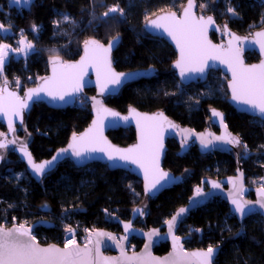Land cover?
<instances>
[{
	"label": "trees",
	"instance_id": "1",
	"mask_svg": "<svg viewBox=\"0 0 264 264\" xmlns=\"http://www.w3.org/2000/svg\"><path fill=\"white\" fill-rule=\"evenodd\" d=\"M199 14L213 16L219 25L226 24L239 35H250L264 26V6L259 0H194ZM10 0H0V23L12 30L2 36L0 44H15L19 34L32 43L33 51L26 59L10 57L1 74L2 83L22 94L48 76L51 54L58 60L77 61L86 41L106 44L116 37L120 43L112 54L113 68L118 72L145 71L154 68L149 79L128 84L105 103L126 114L129 108L144 113L164 112L180 127L203 132L209 126V112L218 109L224 114L227 129L241 141L240 163L246 174V185L264 187V123L258 118L237 113L228 103L227 77L220 71L209 72L202 83L181 85L172 67L177 59L173 48L162 38L146 34L147 20L161 13H179L188 0H33L30 8L11 7ZM213 2V5H211ZM111 7L123 10L109 16ZM232 8V12L227 11ZM65 17L68 19L65 22ZM35 26V30L33 28ZM211 41L219 42L213 33ZM15 58V59H14ZM259 56L248 53L246 63H257ZM93 96V90H86ZM22 127L16 128V139H27L26 148L35 161L42 162L63 149L74 134L85 130L92 119L91 106L79 99L73 107L56 109L43 102L32 105ZM213 131L215 127L211 126ZM7 130L0 122V137ZM116 146L133 144L132 128L109 132ZM162 166L171 175L183 180L154 198H148L142 183L132 173L111 170L101 163L77 167L66 159L53 173L40 182L26 172L23 162L8 151L0 169V223L16 218L30 225L40 220L53 223V228H37L33 236L41 245L62 246L66 227L83 230L119 231L112 219L128 220L134 208H143L145 217L136 226L155 229L184 207L196 187L204 179L216 181L234 175L238 164L232 153L201 154L197 146L178 155L180 145L168 141ZM247 145V149L243 147ZM239 152V151H238ZM188 236L186 250L219 247L214 264H264V220L254 215L239 224L227 204L213 199L191 213L178 230ZM134 251L142 241L130 242ZM168 243H160L153 253L164 255Z\"/></svg>",
	"mask_w": 264,
	"mask_h": 264
},
{
	"label": "water",
	"instance_id": "2",
	"mask_svg": "<svg viewBox=\"0 0 264 264\" xmlns=\"http://www.w3.org/2000/svg\"><path fill=\"white\" fill-rule=\"evenodd\" d=\"M249 1H256V0H249ZM261 4L264 6V0H259ZM193 7L190 9V14L192 17L199 19V17L203 16L198 14L197 6L194 0H192ZM213 5V2H212ZM188 8V3L182 8L181 13L176 14L177 19H183V13L184 10ZM173 12H166L158 14L157 16L150 18L146 21L144 30L146 34H150L156 38H162L167 45H170L175 54L177 55V59L172 63L173 70L175 72L176 77H178V80L181 85H190L193 83H202L204 80L208 77L209 72H215L220 71L222 75L227 77L226 86L228 88V103L230 106L237 112L241 114H245L247 116H252L254 118H258L259 120L264 121V117H261L256 112H251L248 110V107L245 105L237 104L235 101L231 99L232 96V89L229 87L230 83L232 82V71L229 69V62L233 63V66H235V57L238 55L239 59L243 61L244 66H251V65H257L261 62H264V54H261L260 52V44L257 43V41L264 40V36H257V33L264 32V26L257 30L256 32L242 36L239 35L236 32H233L229 29L227 26L226 28L224 25H219L213 18V23H208L206 25V40L210 41L211 45L215 46V54L218 55L219 59L214 60H208V64L211 65V67L206 68L204 73H187L185 78H181L180 76V69L177 68L176 62L180 60V49L176 46V42L166 33L164 32L163 28H154L152 26V22L159 21L161 24H170L171 21L169 20H161V17L170 16ZM205 20H207V17L209 16H203ZM216 34L219 37V42L213 43L211 41V35ZM233 36L238 37V39H233ZM117 38V37H116ZM116 38L114 40L109 41L106 44H100L103 45L104 48H108L110 44L115 43V46L111 48L110 52L103 53L102 49H95V45L89 44V54L92 55L93 50H95L99 55L103 56L106 55L107 59L111 62V71L115 72L117 74L123 73L118 72L116 69L113 68L112 64V54L117 49L118 44L120 43V37H118V42H116ZM94 40V39H92ZM89 40V41H92ZM96 41V40H94ZM82 53L81 56L77 59V61H71V62H58L56 64V67L58 70H60V65L62 64H79L81 61V58L85 55V44L82 46ZM248 53H255L257 56H259V61L257 63H246L245 62V56ZM221 60H224V63H221ZM53 63H50L48 66V76L41 79L39 81V84L34 87H28L26 90L23 91L21 94L18 90L12 89L10 85H4L2 89H4V95L7 96L8 93H15L17 96H19L21 99L25 98V94L28 92L29 89H40L44 86V82L46 78H50L53 76ZM98 66L89 63L88 66L85 69V74L83 75V83L84 87L82 92L76 93L74 95L65 96V99L63 101L60 100H52L50 96L46 95L45 92H40L39 99L33 98V100L28 101L29 107L27 109H24L22 111V117H23V123H21L20 118L14 117L9 112L8 115H4L3 113H0V122L4 125L7 132L4 135V138L0 140V142H5L7 146L5 148H0V156L3 158L0 159V169L3 165L4 157H6L8 151H13L16 156L18 157L19 161L23 162L26 168V172L29 173L30 177L33 178L35 181L40 182L45 176L53 173V170L56 169V167L63 163L64 160L69 159L71 160L74 165L77 167H86V165L92 164V163H101L103 165H106L108 169L111 170H124L126 172L132 173L136 176L137 179H139L142 183V189L144 191V194L148 198H154L161 193L165 192V190L171 188L172 186H175V184H178L183 180V177L181 176H173L171 173H169L163 166V159L165 157V153L167 151V142L168 141H175L177 144L180 145V150L178 151V155H183L185 152L192 146H197L199 152L201 154H207L209 152H216V153H223V154H229L232 153L235 155L236 163L238 164V167L236 171L234 172V175H231L230 177H227L225 179L216 181L214 179H204L201 182V185L196 187L193 191V194L189 197V200L187 204L184 207L187 211L182 214V216L177 218V222L175 224V227L171 234H169V227L166 221H169L172 219L173 216L177 214L180 208L177 209V211L169 217L165 223H163L161 226L156 227L155 229H149V230H142L139 227L136 226L135 222L138 218L141 220L144 219L145 213L143 211L142 214L137 213V209H142L146 205L143 204L140 208H134L131 212V216L128 220H121L118 217H115L112 219V222L119 227L118 232H109L104 229L100 230H93L91 233L92 236V243H90L89 248L94 247L95 242L97 240V233H107L113 239H108V236H102L99 237L100 239V245H99V264H158L159 261H164L165 258L170 257L174 251L179 249L181 246L185 252L192 253L197 251H206L207 249H192V250H186L185 249V243L187 240H189L188 236H182L179 234L178 230L184 224V222L188 219V216L197 211L199 208L206 206L209 204L210 201L213 199H221L224 201L229 210L231 215L237 219L239 224H242L246 219H248L251 216L259 215L264 220V210L259 209L256 202L258 200H261L264 198V193L261 192V189H264V187L261 186H253L249 187L246 185V174H244L241 163H240V153H241V147L240 146H233L231 144H225L221 140H217L216 137H228L233 136L235 137L230 130L227 129L226 120L224 117V114L220 112L218 109H211L209 112V126L206 128L203 132H197L189 127H180L176 122L172 121L164 112H156V113H144L141 111H138L135 108H129L126 114L119 113L118 111H115L111 107H109L105 101L108 97H114L117 94L121 92V90L126 87L128 84L138 82V80L142 79H149V77L154 76L155 70L154 68H149L145 71H137V72H126L124 74H129L127 79L123 80V83L120 85H114L110 82V77H105V71L106 69L103 66L99 67L100 71V77L98 82V76H97ZM123 79V78H122ZM102 86L104 90L102 91ZM86 90H93L95 94L93 96H89L86 94ZM95 98V99H93ZM79 99H84L88 103H90L91 106V114L92 119L89 123V126L85 128L84 131H82L79 134H74L75 136L79 137L82 136L84 133L88 132L90 128H93V121L99 122L98 129H94V132L97 134H101L103 139L107 141V144L111 146L112 149H119L121 152L129 149L134 148L141 143V131L137 127V121L136 118H133L130 116V109H135L137 113L140 114L141 117L143 116H158L159 114H163V117L166 118V120H158L156 123L160 124L162 126V137H161V144L162 147L159 149V167L158 169H153L149 167L147 177L145 175V169L139 167L137 164H132L125 160H114L110 161L107 158V155L105 153L101 152H94L91 153L85 157H83L80 160H77L75 157L71 156V149H69L68 153L62 154L57 160L53 161V157L57 156V153H60L62 149L57 150L53 156L47 160H42V162H37L34 160L32 153L30 150H28L25 146L27 144V139L17 140L16 139V128L22 127L25 122V116L29 112V110L33 107L32 105L37 104L39 102H43L49 107H53L56 109H62L67 107H73L76 105V102ZM96 101H99L97 104ZM101 109H108L109 112H103ZM98 110H100L98 112ZM111 112L118 113V116L113 117L110 115ZM218 112L221 114V116H215L213 113ZM129 116L128 121H124L121 119V117ZM11 121L13 130H10L9 128V122ZM170 122V123H169ZM143 123V121H142ZM172 125H175L173 127ZM215 127L217 132H214L210 130L209 127ZM132 128L134 131V134H136V139L133 144H130L128 147H122V146H116L112 143L110 140L108 133L118 131V129H129ZM71 136L68 144L63 149H68L69 145L72 143ZM1 138V137H0ZM201 138H204L205 140H210L212 143L209 145V147L204 148L201 145ZM27 152L31 155L32 161L35 164H42L46 161H53L51 165H48L46 167L45 172L37 176L32 171V166L28 163V158L25 156L24 152ZM239 151V152H238ZM113 155L119 156L120 152H114ZM160 172H165L168 174V177L166 178H160ZM174 178L172 180H169L168 178ZM159 179L160 183L157 184L156 189H153L151 193L146 194V186L153 183L155 180ZM167 181V182H166ZM213 184H218L219 187L214 188ZM160 185H163L161 187ZM200 188L202 195L197 196L196 189ZM233 198H239L242 202L247 201L249 202V205L252 206V212L251 214L241 218L239 213L234 212V205L232 204ZM195 201V202H194ZM125 225H130V228L128 230L125 229ZM18 227V226H12ZM53 223L50 221L44 219L35 222L34 224L30 226H25V228L31 230V234H34V231L37 228H53ZM10 229V228H5ZM156 232L158 235H153L151 238V244L150 247L146 250L145 245H148L150 243L148 233ZM175 235L179 239L175 242L176 247L174 248V242L172 239V236ZM137 238L142 241V247L139 250H136L134 252H130V242L132 239ZM35 242L39 244L41 247H48L50 245L55 244H47V245H41L35 238ZM160 243H168L170 248L167 254L164 255H155L153 253L154 248L156 246L160 245ZM58 248H63L62 246H59L56 244ZM81 248H84L85 246H80ZM214 249H217L216 255L214 257V261L216 260L218 254H219V247H213ZM105 258H108L107 260ZM133 258V259H129Z\"/></svg>",
	"mask_w": 264,
	"mask_h": 264
},
{
	"label": "snow or ice",
	"instance_id": "3",
	"mask_svg": "<svg viewBox=\"0 0 264 264\" xmlns=\"http://www.w3.org/2000/svg\"><path fill=\"white\" fill-rule=\"evenodd\" d=\"M11 3L15 4L18 9L30 8L33 0H11ZM193 7L192 0H188V8L184 10L183 19H177L176 13H171L170 16L161 17V20H169L170 24H161L159 21L152 22L154 28H163L175 42L176 46L180 49V60L176 62V67L180 69L181 78H185L187 73H201L203 74L206 68L211 67L208 64V60L219 59L220 57L215 54V46L211 45L210 41L206 40V25L213 23L211 16L207 17V20L203 16L196 19L191 16L190 9ZM120 12L123 15V10L117 7H111L104 13V16H109L112 13ZM229 12L235 15V11L232 8H228ZM68 17H65L67 20ZM225 28L227 25L224 26ZM35 30V26H33ZM0 30H4V25L0 24ZM257 36H264V32L257 33ZM233 39L238 37L233 36ZM118 42V37L116 38ZM20 45H24V41L18 42ZM260 44V52L264 54V40L257 41ZM95 45V49H102L103 53L110 52L111 48L115 46V43L110 44L108 48H104L97 41L85 42V55L81 58L79 64H62L60 70L57 69V60H53V76L46 78L44 86L40 89H29L25 94V98L21 99L15 93H8L4 95V89H0V113L8 115L9 112L12 116L20 118L23 123L22 111L29 107L28 101L33 98L39 99L40 92H45L50 96L52 100L63 101L65 96L74 95L80 93L83 90V75L85 69L89 63L98 66L97 76L98 82L100 77L99 67L103 66L105 71V77H110L108 82L114 85H120L124 79H127L129 74L115 73L111 71V62L107 59L106 55H99L93 50L92 55L89 54L88 45ZM8 44H0V74L3 73V66L5 63V56L7 55ZM33 45L28 43L24 47H17L14 49L17 52H26L31 50ZM221 60V63H224ZM229 69L232 71V82L229 87L232 89L231 99L237 104L245 105L251 112L258 113L259 116L264 117V62L257 65L244 66L243 61L239 59L237 55L235 57V66L232 62H229ZM123 78V79H122ZM7 80H5V86ZM104 90L102 86V91ZM95 99V98H93ZM98 104L99 101H96ZM103 112H109L108 109H101ZM100 110H98L99 112ZM215 116H221L220 113L214 112ZM113 117L118 116V113L111 112ZM130 116L136 118L137 127L141 131V143L140 145L129 148L123 152L119 149H112L107 144L101 134L94 132V129H98L99 122L93 121V128H90L88 132L82 136H73L72 143L68 149H62L57 156L53 157V161L57 160L62 154L68 153L71 149V156L77 160L94 153L101 152L107 155L108 160H125L132 164H137L139 167L145 169V175L147 177L149 167L158 169L159 167V149L162 147V126L156 123L158 120H166L163 114L158 116H143L141 117L135 109H130ZM129 116L121 117L124 121L129 120ZM143 121V123H142ZM264 123V121H261ZM170 123V122H169ZM175 127V125H172ZM10 130L12 128L11 121L9 122ZM217 140H221L225 144H231L233 146H241V141L237 137H216ZM212 143L210 140L201 138V145L204 148L209 147ZM7 144L0 142V148H5ZM247 149V145H243ZM114 152H120L119 156L113 155ZM25 156L28 158V163L32 166V171L37 176L42 175L46 167L51 165L53 161H46L42 164H35L32 161V157L26 151ZM3 157L0 156V159ZM168 174L160 172V178H166ZM172 180L174 178H168ZM167 182V181H166ZM159 179L155 180L150 185L146 186V194L151 193L153 189H156L159 184ZM163 187V185H160ZM213 187H219L218 184H213ZM264 193V189H261ZM197 196L202 195L200 188L196 189ZM195 202V201H194ZM232 204L234 212L239 213L241 218L251 214L252 206L249 202H242L239 198H233ZM259 209L264 210V198L256 202ZM137 213L142 214V209H137ZM187 210L180 208L175 216L171 220L166 221L169 227V234L172 233L177 218L182 216ZM130 225H125V229L128 230ZM69 236L66 237V241L63 248H58L56 245H50L48 247H41L35 242V237L31 234V230L25 228L23 224L18 227L5 229L0 226V264H99V237L108 236V239H113L107 233H97V240L94 247L89 248L87 245L84 248L79 247L73 238L74 230L66 227L65 229ZM87 231V230H86ZM150 243L145 245L146 250L150 247L151 238L153 235H158L156 232L148 233ZM174 242V248L176 247V241L179 239L175 235L172 236ZM89 243H92L89 241ZM217 249L209 246L206 251H197L188 253L185 252L182 246L174 251V253L165 258L164 261H159L158 264H214V257ZM106 260L108 258H105ZM133 259V258H129Z\"/></svg>",
	"mask_w": 264,
	"mask_h": 264
},
{
	"label": "built area",
	"instance_id": "4",
	"mask_svg": "<svg viewBox=\"0 0 264 264\" xmlns=\"http://www.w3.org/2000/svg\"><path fill=\"white\" fill-rule=\"evenodd\" d=\"M181 10H179V13H181ZM179 13H178V15H179ZM3 86L4 85L2 83V77L0 74V89H2ZM20 224H23L24 226H29V224L27 222H23V221L19 222L16 218H12L11 220L5 218L4 220L1 221L0 226H2L4 228H11L12 226H19ZM72 229L74 230L73 238L75 239V241L78 245H80V246H86V245L89 246L90 245L89 241H92V236H91L92 230L85 229L82 232H79V230H77L75 228H72ZM68 236H69V233L66 232L63 236L64 238L62 241V247H64L66 237H68ZM129 250H130V252H134V250L132 248H130Z\"/></svg>",
	"mask_w": 264,
	"mask_h": 264
},
{
	"label": "crops",
	"instance_id": "5",
	"mask_svg": "<svg viewBox=\"0 0 264 264\" xmlns=\"http://www.w3.org/2000/svg\"><path fill=\"white\" fill-rule=\"evenodd\" d=\"M15 7L17 8V6H15ZM4 30H0V33H1L2 36H7V35H11L12 34V30L9 29L8 27L4 26ZM18 36H19V38L16 39L14 45H11L9 43H5V44L10 45L11 47L8 48L7 50H5L7 52V55L5 56V63H4L3 69H4L5 65L7 64V62L9 61L10 57L13 56L15 58L26 59L27 55L32 53L33 48H32V50H28L26 52H17V51L14 50L17 47H21L22 48V45H20L18 42L20 41L21 38H23V36H22V34L21 35L19 34Z\"/></svg>",
	"mask_w": 264,
	"mask_h": 264
},
{
	"label": "rangeland",
	"instance_id": "6",
	"mask_svg": "<svg viewBox=\"0 0 264 264\" xmlns=\"http://www.w3.org/2000/svg\"><path fill=\"white\" fill-rule=\"evenodd\" d=\"M10 4V6L12 7L13 5H15V4H13V3H11V0H10V2H9ZM212 5V4H211ZM16 6V5H15ZM1 9V8H0ZM199 14V13H198ZM200 15H203V16H205L204 14H200ZM65 22H66V20H65ZM1 24V23H0ZM222 26V25H221ZM5 31V30H4ZM20 40H23L24 41V45H26V44H28V43H31V42H29L28 40H26L25 38H21ZM5 44V43H4ZM32 44V43H31ZM24 45H22V47H24ZM11 46L9 45V48H10ZM32 50V49H31ZM32 52H34L33 50H32ZM57 56H58V53H57V51H53L52 52V54H51V57H52V60L51 61H53L54 59L55 60H57L58 62H63V61H61V60H58V58H57ZM52 63V62H51ZM64 63V62H63ZM16 90V89H15ZM18 90V89H17ZM19 91V90H18ZM210 123V122H209ZM16 135V134H15ZM241 154H242V148H241ZM260 186V185H259Z\"/></svg>",
	"mask_w": 264,
	"mask_h": 264
},
{
	"label": "flooded vegetation",
	"instance_id": "7",
	"mask_svg": "<svg viewBox=\"0 0 264 264\" xmlns=\"http://www.w3.org/2000/svg\"><path fill=\"white\" fill-rule=\"evenodd\" d=\"M209 128H210V130H212L211 127H209ZM212 131H213V130H212ZM214 132H217V131H214ZM4 135H5V134H4ZM4 135L0 138V140L4 138ZM116 232H118V231H116Z\"/></svg>",
	"mask_w": 264,
	"mask_h": 264
}]
</instances>
